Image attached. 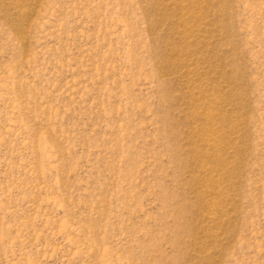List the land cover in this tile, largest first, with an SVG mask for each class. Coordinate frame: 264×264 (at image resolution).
Wrapping results in <instances>:
<instances>
[{
    "label": "rangeland",
    "instance_id": "1",
    "mask_svg": "<svg viewBox=\"0 0 264 264\" xmlns=\"http://www.w3.org/2000/svg\"><path fill=\"white\" fill-rule=\"evenodd\" d=\"M0 264H264V0H0Z\"/></svg>",
    "mask_w": 264,
    "mask_h": 264
}]
</instances>
